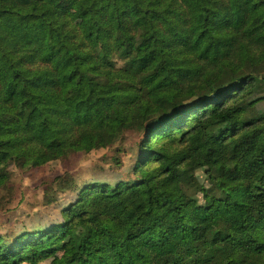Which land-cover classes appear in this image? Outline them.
Segmentation results:
<instances>
[{
	"label": "trees",
	"instance_id": "1",
	"mask_svg": "<svg viewBox=\"0 0 264 264\" xmlns=\"http://www.w3.org/2000/svg\"><path fill=\"white\" fill-rule=\"evenodd\" d=\"M126 132L127 176L55 179L59 219L0 264H264L227 219L264 217V0H0V190Z\"/></svg>",
	"mask_w": 264,
	"mask_h": 264
},
{
	"label": "rangeland",
	"instance_id": "2",
	"mask_svg": "<svg viewBox=\"0 0 264 264\" xmlns=\"http://www.w3.org/2000/svg\"><path fill=\"white\" fill-rule=\"evenodd\" d=\"M141 139L138 132H126L105 149L75 154L36 169L12 167L8 186L0 190V235L14 238L24 229L59 219V206L71 197L55 188L54 180L59 177H65L66 184L72 179L78 185L92 179L126 177ZM229 154L230 146L220 154L207 151L195 163L199 167L197 175L202 176L205 166L225 163ZM50 199L53 202L46 204ZM227 219L237 231L264 225V217L246 209L227 215ZM40 264H49V261Z\"/></svg>",
	"mask_w": 264,
	"mask_h": 264
}]
</instances>
